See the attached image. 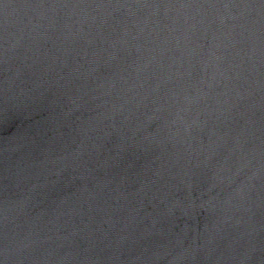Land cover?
Here are the masks:
<instances>
[{"label": "water", "instance_id": "95a60500", "mask_svg": "<svg viewBox=\"0 0 264 264\" xmlns=\"http://www.w3.org/2000/svg\"><path fill=\"white\" fill-rule=\"evenodd\" d=\"M0 264H264V0H0Z\"/></svg>", "mask_w": 264, "mask_h": 264}]
</instances>
